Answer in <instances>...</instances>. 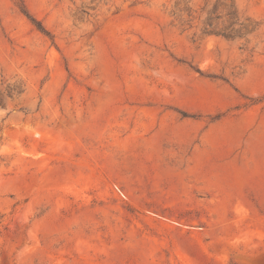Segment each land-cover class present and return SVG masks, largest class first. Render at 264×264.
Returning <instances> with one entry per match:
<instances>
[{
  "label": "rangeland",
  "instance_id": "374dc122",
  "mask_svg": "<svg viewBox=\"0 0 264 264\" xmlns=\"http://www.w3.org/2000/svg\"><path fill=\"white\" fill-rule=\"evenodd\" d=\"M0 264H264V0H0Z\"/></svg>",
  "mask_w": 264,
  "mask_h": 264
},
{
  "label": "trees",
  "instance_id": "16d2710c",
  "mask_svg": "<svg viewBox=\"0 0 264 264\" xmlns=\"http://www.w3.org/2000/svg\"><path fill=\"white\" fill-rule=\"evenodd\" d=\"M31 21H33V20H31Z\"/></svg>",
  "mask_w": 264,
  "mask_h": 264
}]
</instances>
